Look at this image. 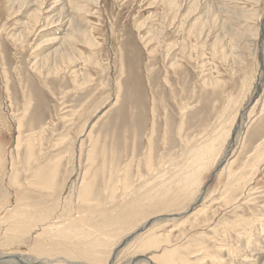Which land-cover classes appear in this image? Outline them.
Segmentation results:
<instances>
[{
    "label": "rangeland",
    "instance_id": "1",
    "mask_svg": "<svg viewBox=\"0 0 264 264\" xmlns=\"http://www.w3.org/2000/svg\"><path fill=\"white\" fill-rule=\"evenodd\" d=\"M53 165L49 190L31 171ZM198 198L201 215L181 217ZM169 250L264 263V0H0V253L124 264Z\"/></svg>",
    "mask_w": 264,
    "mask_h": 264
},
{
    "label": "bare ground",
    "instance_id": "2",
    "mask_svg": "<svg viewBox=\"0 0 264 264\" xmlns=\"http://www.w3.org/2000/svg\"><path fill=\"white\" fill-rule=\"evenodd\" d=\"M232 34V33H231ZM242 49V48H241ZM52 53V52H51ZM244 55V54H243ZM49 57V56H48ZM225 57V56H224ZM76 69V68H75ZM73 70V69H72ZM75 74V73H74ZM73 76H75V75H73ZM222 131V130H221ZM222 132H225V131H222ZM221 132V133H222ZM220 133V132H219ZM218 133V134H219ZM226 133H228V132H226ZM217 134V135H218ZM226 135V134H225ZM224 135V136H225ZM219 136V135H218ZM222 136V135H221ZM213 137V136H212ZM217 137V136H216ZM212 139V138H211ZM216 139V138H215ZM226 139H227V136H226ZM212 141V140H211ZM208 142H209V140H208ZM205 144H207V143H205ZM204 144V145H205ZM226 144V143H225ZM202 145V144H201ZM207 146V145H206ZM212 146V145H211ZM210 146V147H211ZM198 147H200V146H198ZM197 147V148H198ZM209 148V147H208ZM194 149V148H193ZM93 150V149H92ZM196 150V149H195ZM203 151H201V152H195L196 154H195V156H194V161L192 160V162H198L200 159H202L203 157H205V156H207V155H210L211 153H209V149L207 150V149H202ZM212 149H210V151H211ZM220 150V149H219ZM197 151V150H196ZM216 151V150H215ZM224 151V150H223ZM90 152V151H89ZM219 153V152H218ZM225 153V152H224ZM216 155V154H215ZM225 156V155H224ZM216 157V156H215ZM224 158V157H223ZM187 159V158H186ZM186 159H185V161L184 162H186ZM207 159V158H206ZM214 159V158H213ZM205 160V159H204ZM203 161V160H202ZM207 161V160H206ZM213 161V160H212ZM56 162V161H55ZM187 162H189L188 160H187ZM220 162H222V161H220ZM170 163V162H169ZM213 163V162H212ZM199 164V163H198ZM254 164V163H253ZM55 165H56V163H55ZM55 165H53L54 166V168H50V173H48V175H43V172L42 173H40L41 171H43V169L42 168H39V169H41V171L40 172H38V170H37V172H35V171H31V172H34L33 174V177H35V178H37V179H40L41 178V182H46V183H48V185H49V190H51V188H52V186H53V180H54V178L56 177V172H57V170H56V166ZM189 165H190V163H189ZM202 165V164H201ZM200 165V166H201ZM184 166V165H183ZM183 166H182V169H183ZM200 166H198V167H200ZM181 168V167H180ZM193 168H196V167H193ZM201 168V167H200ZM182 169H179V171L180 170H182ZM202 169H204V168H202ZM215 169H216V167H215ZM215 169H214V171H215ZM87 170V169H86ZM114 170V169H113ZM193 169H191V171H192ZM196 170V169H195ZM200 170V169H199ZM17 171V170H16ZM29 172V171H28ZM45 172V171H44ZM27 173V172H26ZM109 173H110V171H109ZM179 173V172H178ZM188 173V172H187ZM229 173V172H228ZM32 174V173H31ZM186 174V173H185ZM176 175V174H175ZM180 175H181V173H180ZM179 175V177H181ZM183 175V174H182ZM240 175H242V174H240ZM110 176H112V173H111V175ZM114 176V175H113ZM172 176V175H171ZM176 176H178V175H176ZM175 176V177H176ZM195 175L194 174H191V175H187V176H185L184 175V177H182L181 179H180V181L179 182H176V183H179V185H178V192L177 193H174V195H171L170 194V196L172 197V200L173 201H178L179 199H181V198H188L190 195H192L191 193H192V187H193V185L195 184V181L197 180H195V179H193V177H194ZM238 176H239V174H238ZM126 177V176H125ZM178 177V178H179ZM28 178V177H27ZM26 178V179H27ZM195 178V177H194ZM243 178H245V177H243ZM29 179V178H28ZM37 179H35V180H37ZM126 179V178H125ZM158 179V178H157ZM169 179H171V177L169 178ZM169 179L167 178V180L169 181ZM174 179V178H173ZM233 179H235V178H233ZM23 180H25V179H23ZM33 180H34V178H33ZM236 180V179H235ZM11 181V180H10ZM32 181V180H31ZM119 181V180H118ZM117 181V182H118ZM126 181V180H125ZM178 181V180H177ZM234 181V180H233ZM239 181V180H238ZM13 182L14 183H16V184H19V182L17 183L16 182V179H15V177H13ZM35 182V181H34ZM34 182H30V180H26L25 181V184H27V187H28V185H30V188H31V186H33V185H31V184H33ZM39 182V181H38ZM116 182V181H115ZM167 182V181H166ZM165 182V183H166ZM174 182V184L175 185H177L176 183ZM237 182V181H236ZM37 183V182H36ZM40 183V182H39ZM83 183V182H82ZM107 183V182H106ZM114 183V182H113ZM125 183H127V182H124V184ZM161 183V182H160ZM229 183H231L230 181H229ZM116 184V183H115ZM114 184V185H115ZM123 184V185H124ZM172 184V183H171ZM171 184H169V185H167L168 187L171 185ZM234 184H235V182H234ZM239 184V183H238ZM241 184V183H240ZM15 185V184H14ZM83 185V191H82V195H81V199H82V201L83 200H87V198H88V195H90V189H92L91 187H89V185L88 184H82ZM81 185V186H82ZM122 185V186H123ZM128 185V184H127ZM163 185V183H161V185L159 184V187L160 186H162ZM233 185V184H232ZM10 186H11V184H10ZM17 186V185H16ZM19 187H20V184L18 185ZM17 186V188H19ZM34 186H36V185H34ZM121 186V187H122ZM234 186V185H233ZM233 186H231V187H233ZM36 187H39L38 186V184H37V186ZM113 187V186H112ZM114 187H116V186H114ZM120 187V188H121ZM126 187V186H125ZM128 187V186H127ZM126 187V188H127ZM235 187H237V185L235 184ZM40 188V190L41 191H43V189L41 188V187H39ZM107 188V187H106ZM154 188H156V187H154ZM167 188V187H166ZM29 189V188H28ZM110 189L113 191V189L111 188V186H110ZM115 189V188H114ZM124 190H125V188H123ZM123 189H121L122 190V192H123ZM129 189V188H128ZM79 190H80V187H79ZM90 190V191H89ZM120 190V191H121ZM127 190V189H126ZM148 190V189H147ZM151 190H152V188H151ZM25 191V190H24ZM40 191V192H41ZM108 191V190H107ZM112 191H110V193L112 192ZM114 191H116V190H114ZM113 191V192H114ZM145 191V190H144ZM156 190H154V192H155ZM158 191V190H157ZM167 191V190H166ZM169 191V190H168ZM199 191V190H198ZM197 191V192H198ZM80 192V191H79ZM113 192L111 193L112 194V196H113ZM122 192H121V195H122ZM125 192V191H124ZM123 192V193H124ZM153 192V191H152ZM165 192V188H164V191H163V193ZM202 192H203V189H202ZM234 192V191H233ZM247 192V191H246ZM110 193H107V194H109L110 195ZM129 193V192H128ZM145 193V192H144ZM148 193V192H147ZM159 193V192H158ZM163 193H161L162 195H163ZM201 193V192H200ZM106 194V195H107ZM151 193H149L148 195H150ZM160 194V195H161ZM142 195V194H141ZM151 195H153V194H151ZM249 195V194H248ZM145 196V195H144ZM198 197H199V195H197ZM18 197V196H17ZM16 197V198H17ZM78 197H79V195H78ZM109 197V196H108ZM160 197H162V196H160ZM246 197V196H245ZM111 198V197H110ZM109 198V199H110ZM141 198V197H140ZM142 198H143V196H142ZM147 198V197H146ZM151 198H152V196H151ZM19 199V198H18ZM137 200V199H136ZM136 200L134 201V202H136ZM142 200V199H141ZM146 201H150L151 199H145ZM145 200H142V201H144V202H146ZM154 200V199H153ZM141 201V202H142ZM156 201H158L159 202V200L157 199ZM161 201V200H160ZM133 202V203H134ZM152 202V201H151ZM187 202H189V200L187 201ZM186 202V203H187ZM201 202V198H198L197 199V201H196V203L194 204H192V208L190 207V209L188 210V211H186L185 210V212L184 213H182V214H180L181 215V217L183 216V215H185V214H187V216L188 217H190V216H192V217H194V216H196V218L198 217V216H200L201 215V211H200V208L197 210V211H195L194 212V210H196V206H198L199 205V203ZM132 203V204H133ZM147 203V202H146ZM154 203V202H153ZM17 204V203H16ZM131 203L129 204V205H131V206H133ZM139 204H141L140 203V200H139ZM148 204V203H147ZM211 204V203H210ZM123 205V204H122ZM126 204H124V207H129V205H126ZM153 205V204H152ZM181 205V204H180ZM191 205V204H190ZM189 205V206H190ZM196 205V206H195ZM139 206V205H138ZM22 207H24L25 208V205L24 206H22ZM22 207H18V209H16V210H19V208L21 209ZM120 207H122L121 205H120ZM133 207H135V205L133 206ZM151 207V206H150ZM160 207V206H159ZM22 209V210H25V209ZM131 209H132V207H130ZM195 208V209H194ZM121 209H124V208H121ZM139 209V208H138ZM202 209V208H201ZM16 210H15V212H16ZM143 210V209H142ZM203 210V209H202ZM233 210V209H232ZM28 211V210H27ZM29 211H30V209H29ZM116 211H117V209H116ZM118 211H120V209L118 210ZM122 211V210H121ZM148 211V210H147ZM18 212V211H17ZM21 212V211H20ZM131 212H134V211H131ZM183 212V211H182ZM218 212V211H217ZM117 213V212H116ZM200 213V214H199ZM207 213V212H206ZM132 215V214H131ZM175 215V214H174ZM177 215V214H176ZM180 215H177L176 217H179ZM216 215V212L214 211L213 213H212V215H211V217L209 218V220H213V218H214V216ZM115 216V215H114ZM119 216V215H118ZM123 216V215H122ZM127 216V215H126ZM138 216V215H137ZM163 216V215H162ZM165 216V215H164ZM171 216H173V214L171 215ZM110 217V216H109ZM112 217V216H111ZM128 217V216H127ZM126 217V218H127ZM132 217V216H131ZM174 217V216H173ZM184 217V216H183ZM155 218V217H154ZM162 218H164V217H162ZM166 218H169V217H166ZM208 218V217H207ZM118 219V218H117ZM155 219H157V218H155ZM190 219H192V218H190ZM244 219V218H243ZM120 220H122V218H120ZM148 220V219H147ZM151 220H152V217H151ZM184 220V219H183ZM189 220V219H188ZM237 220V219H236ZM238 220H239V218H238ZM115 221H117V220H115ZM115 221H114V223H115ZM149 221V220H148ZM147 221V222H148ZM186 221V220H185ZM244 221V220H243ZM191 222V221H190ZM223 222V221H222ZM240 222V221H239ZM118 223H120V222H118ZM152 223V222H151ZM184 223V222H183ZM186 223H187V221H186ZM197 223H199V222H197ZM201 223V222H200ZM237 223V222H236ZM244 223V222H243ZM116 225H117V223H115ZM188 224H189V222H188ZM247 224V223H246ZM246 224H245V226H246ZM21 225V224H20ZM96 225V224H95ZM145 225V224H144ZM193 225V224H192ZM195 225V224H194ZM241 225V224H240ZM243 225V224H242ZM241 225V226H242ZM22 226H23V224H22ZM28 226V225H27ZM78 226V225H77ZM80 226V225H79ZM98 225H96V227H97ZM143 226V225H142ZM149 226V225H148ZM155 226V225H154ZM244 226V225H243ZM244 226V227H245ZM100 227V226H99ZM128 227V226H127ZM140 227V226H139ZM152 227V226H151ZM236 227H237V224H236ZM42 228V227H41ZM67 228H70L71 229V227H67ZM83 228V227H82ZM95 228V227H94ZM147 228V227H146ZM43 229H47L48 230V228H43ZM42 229V230H43ZM61 229V228H60ZM80 228H78V230H79ZM100 229H103V228H100ZM152 229V228H151ZM237 230L239 229L240 230V228H236ZM235 229V231L237 232V230ZM246 228H244V230H245ZM17 230V229H16ZM21 230V229H20ZM29 230V229H28ZM31 230V229H30ZM41 230V229H40ZM72 230H73V228H72ZM76 230V229H75ZM84 230V229H83ZM149 230V229H148ZM225 230V229H224ZM238 230V231H239ZM243 230V231H244ZM44 231V230H43ZM58 231V230H57ZM71 231V230H70ZM69 231V232H70ZM85 231V230H84ZM101 231V230H100ZM118 231V230H117ZM116 231V232H117ZM138 231V230H137ZM146 231V230H145ZM241 231H242V228H241ZM25 232V231H24ZM69 232L68 231H66V229L65 230H63V231H61V232H58L57 233V235H59V236H63V237H67V235L69 234ZM78 232V231H77ZM116 232H115V234H116ZM247 232H248V230H247ZM136 232H134L133 234H135ZM138 233V232H137ZM150 233V232H149ZM154 233V232H153ZM72 234H73V232H72ZM84 234V233H83ZM82 234V235H83ZM132 234V235H133ZM140 235H141V233H139ZM144 234V233H143ZM241 234H242V232H241ZM71 235V234H70ZM85 235V234H84ZM157 235V234H156ZM240 235V234H239ZM244 236H242V238L243 237H245V236H247V235H245V234H243ZM36 236H40V235H36ZM52 236V235H51ZM73 236H75V234L73 235ZM79 236V235H78ZM81 236V235H80ZM89 236H92V235H90L89 234ZM145 236V235H144ZM158 236V235H157ZM255 236V235H254ZM76 237V236H75ZM111 237H112V235H111ZM110 237V238H111ZM115 237V236H114ZM138 237V236H137ZM149 237H150V235H149ZM152 237H154V236H152ZM171 237H172V235H171ZM174 237V236H173ZM173 237H172V240L174 241V240H176V239H173ZM176 237V236H175ZM81 238H85L86 239V237H81ZM87 238H88V233H87ZM133 238V237H132ZM141 238V237H140ZM140 238H139V240H140ZM145 238V237H144ZM136 239V238H135ZM82 240V239H81ZM98 240V239H97ZM96 240V241H97ZM131 240V239H130ZM101 241V240H100ZM146 241V240H145ZM257 241V240H256ZM92 242V241H91ZM99 242V241H98ZM105 242V241H104ZM133 242V241H132ZM259 242V241H258ZM257 242V243H258ZM97 243V242H96ZM139 243V242H138ZM87 244V243H86ZM98 244V243H97ZM100 244V246H102L101 244H103V241L102 242H100L99 243ZM111 244V243H110ZM137 244V243H136ZM144 244V245H143ZM143 244H142V247L143 248H145V249H148V248H151V250H157L158 248H159V245H158V242H157V240H155V239H148L147 238V241L144 243L143 242ZM89 245V244H88ZM114 245V244H113ZM140 245V244H139ZM158 245V246H157ZM257 245V244H256ZM92 246H93V244H92ZM99 246V247H100ZM109 246V245H108ZM115 246V245H114ZM248 246V245H247ZM262 246V245H261ZM260 246V247H261ZM98 247V246H97ZM103 247V246H102ZM102 247H100V248H102ZM104 247H106V246H104ZM103 247V248H104ZM126 247V246H125ZM135 247V246H134ZM138 247V246H137ZM249 247V246H248ZM93 248V247H92ZM107 248V247H106ZM245 248V247H244ZM247 248V247H246ZM245 248V249H246ZM108 249V248H107ZM136 249V248H135ZM256 249V248H255ZM85 250V249H84ZM102 250H104V249H101V251ZM115 250V249H114ZM202 250V249H201ZM231 250V249H230ZM244 250V249H243ZM248 250V249H247ZM258 250V249H257ZM97 251H99V250H97ZM105 251V250H104ZM103 251V252H104ZM107 251V250H106ZM104 252V253H106L107 254V252ZM109 251V250H108ZM143 251V250H142ZM147 251V250H146ZM159 251V250H158ZM160 251H161V249H160ZM170 251V250H169ZM233 251V250H232ZM235 251V250H234ZM236 251H239V250H236ZM242 251V250H241ZM240 251V252H241ZM244 251H246V250H244ZM251 251H253V250H251ZM260 251V250H259ZM87 252V251H86ZM90 253H91V251H89ZM94 252V251H93ZM103 252H101V254L103 253ZM149 252V251H148ZM148 252H146V253H136L135 255H133L132 257H131V259L130 260H128L126 263H124V264H185L183 261L181 262L180 260H178V258L176 257H173V253H174V251H170V252H167V251H164L160 256H155L154 254H149ZM221 252V251H220ZM224 252V251H223ZM130 253V252H129ZM132 253V252H131ZM151 253V252H150ZM190 253V255L192 256V252H189ZM242 253V252H241ZM249 253H251V252H249ZM261 254H264V250H261V252H260ZM134 254V253H133ZM235 254V253H234ZM238 254V253H237ZM245 254V253H244ZM252 254V253H251ZM250 254V255H251ZM255 254V253H254ZM257 254H259V253H257ZM91 255V254H90ZM94 255V254H93ZM108 255V254H107ZM189 255V256H190ZM232 255H233V252H232ZM80 256V255H79ZM103 256H105V254L103 255ZM220 256V255H219ZM247 256V255H246ZM261 256V255H260ZM259 256V257H260ZM99 257H101V256H99ZM162 257V258H161ZM232 257V256H231ZM236 257V256H235ZM241 257V258H240ZM250 257V256H249ZM251 257H252V255H251ZM102 258V257H101ZM105 258V257H104ZM218 258H220V257H218ZM224 257H222V259H223ZM228 258H230V257H228ZM239 258H240V260H245V261H243L244 262V264H252L251 263V261H250V263L249 262H247L249 259H251L252 260V258H249L248 260H246L245 259V256H243V259H242V254H240L239 255ZM261 258H263V257H261ZM103 259V258H102ZM177 259V260H176ZM226 259H227V257H226ZM235 259V258H234ZM257 259V258H256ZM4 260V261H3ZM111 260V259H110ZM219 260V259H218ZM230 260V259H229ZM232 261H233V259H231ZM228 261V262H226V264H228L229 262H232V261ZM239 260V261H240ZM264 260V259H263ZM263 260H262V263H263ZM65 261V260H64ZM88 261V260H87ZM94 261V260H93ZM112 261V260H111ZM221 261H223V260H220L219 262L221 263V264H223ZM225 261V260H224ZM255 262V261H254ZM65 263V262H64ZM67 263V262H66ZM81 263V262H80ZM79 263V264H80ZM0 264H45V263H43L42 261H38V260H30V259H26V258H24V257H20L19 255H7V254H1L0 253ZM73 264H77V263H73ZM82 264V263H81ZM225 264V263H224ZM240 264V263H239ZM264 264V263H263Z\"/></svg>",
    "mask_w": 264,
    "mask_h": 264
}]
</instances>
